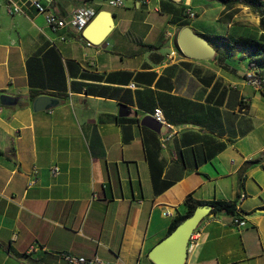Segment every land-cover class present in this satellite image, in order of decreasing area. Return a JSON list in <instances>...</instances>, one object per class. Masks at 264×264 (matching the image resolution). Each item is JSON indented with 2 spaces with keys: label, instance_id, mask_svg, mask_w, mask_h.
<instances>
[{
  "label": "crops",
  "instance_id": "obj_1",
  "mask_svg": "<svg viewBox=\"0 0 264 264\" xmlns=\"http://www.w3.org/2000/svg\"><path fill=\"white\" fill-rule=\"evenodd\" d=\"M21 1L0 0V264H153L173 220L163 214H183L188 197L236 204L246 226L206 216L184 264H264V97L246 80L263 75L264 57L233 47L264 45L259 17L214 0H50L64 18L92 10L88 26L110 13L105 40L87 47L30 7L7 13ZM185 27L211 61L179 50ZM41 96L57 104L34 112ZM156 108L176 132L163 148L170 129L141 124Z\"/></svg>",
  "mask_w": 264,
  "mask_h": 264
},
{
  "label": "water",
  "instance_id": "obj_2",
  "mask_svg": "<svg viewBox=\"0 0 264 264\" xmlns=\"http://www.w3.org/2000/svg\"><path fill=\"white\" fill-rule=\"evenodd\" d=\"M180 2L181 0H172ZM112 16L108 12H102L92 23L82 32V37L93 45H98L105 40L111 30ZM103 20V25L95 34L98 21ZM177 47L188 58L192 60L209 62L214 57V50L207 40L191 29L185 27L177 34ZM8 98L2 97L1 105L7 106ZM57 102L49 97L41 96L32 103L34 112L45 111L54 107ZM141 124L151 129L156 134L163 133L162 128L151 117H146ZM209 214V208L201 206L196 208L193 213L184 219L169 235L162 238L150 251L149 260L153 264H184L188 255V243L190 236L196 230L199 223Z\"/></svg>",
  "mask_w": 264,
  "mask_h": 264
},
{
  "label": "built area",
  "instance_id": "obj_3",
  "mask_svg": "<svg viewBox=\"0 0 264 264\" xmlns=\"http://www.w3.org/2000/svg\"><path fill=\"white\" fill-rule=\"evenodd\" d=\"M108 6L111 8H117L123 6V0H108ZM23 7H30L32 8L36 14L42 15L44 18L45 25L52 31V32H59L62 30H67L70 32H76L77 34H82V32L86 29L88 24L91 22V20L94 18L95 13L84 7H78L76 8L68 18L61 17L56 14L55 10L51 6V1L48 0L47 5H43L40 0H22L20 4H8L7 5V13L10 15L13 14H21ZM194 12H187V18L194 19L195 18ZM93 44L86 41V46L90 47ZM247 82L256 88L257 90H261L262 83L264 81L254 75L253 73H250L246 77ZM2 113V106L0 105V115ZM150 117L158 123L161 127L165 129H170V133L163 134L161 136V147H164V143L172 136V134H175L176 132L174 129L166 123V120L163 116L162 111L159 108H156L153 113L150 115ZM60 171L58 168L54 167L51 170V174L53 176L59 175ZM245 199V195L241 194L238 198V201H243ZM235 209L238 210L235 204ZM164 217L167 218H175L176 215H172L171 213L167 212L163 214ZM231 226L234 228H244L246 226L245 220L238 216L231 218L230 220ZM198 232H193L190 236L189 243H188V250L194 249L197 246L198 243ZM61 258L67 263V264H105L102 262L99 258L93 257L91 259H85L81 257H75L71 255H62Z\"/></svg>",
  "mask_w": 264,
  "mask_h": 264
},
{
  "label": "trees",
  "instance_id": "obj_4",
  "mask_svg": "<svg viewBox=\"0 0 264 264\" xmlns=\"http://www.w3.org/2000/svg\"><path fill=\"white\" fill-rule=\"evenodd\" d=\"M225 7H230L233 5H242L249 8L254 14L259 17V24L261 27L264 26V6L260 0H214ZM233 47L241 48L242 50L249 53L251 56H263L264 57V45L253 39H237L233 43ZM264 67V66H263ZM257 77L261 78L264 81L263 75H258L253 73ZM261 94L264 97V83H262ZM201 206L209 208L208 215H217L225 214L231 218L238 217V210L235 209V205L226 203V202H199L193 200L191 197H188L183 203V214H177L175 218L171 221V224L168 228L166 236L169 235L184 219L190 216L193 211ZM207 215V216H208Z\"/></svg>",
  "mask_w": 264,
  "mask_h": 264
}]
</instances>
